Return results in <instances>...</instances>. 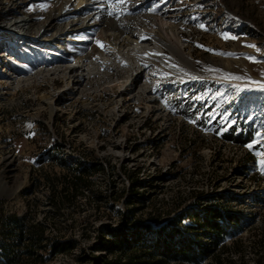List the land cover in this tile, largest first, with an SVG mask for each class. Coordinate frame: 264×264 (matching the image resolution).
<instances>
[{
    "label": "rangeland",
    "instance_id": "obj_1",
    "mask_svg": "<svg viewBox=\"0 0 264 264\" xmlns=\"http://www.w3.org/2000/svg\"><path fill=\"white\" fill-rule=\"evenodd\" d=\"M102 2L94 32L66 34L71 63L107 52L126 36L124 26L160 49L118 54L153 72L151 83L129 81L132 64L121 61L119 71L101 67L74 93L53 48L34 40L49 38L43 26L60 11L57 29L74 19L66 0H0V25L26 21L23 31L0 26V216L42 223L48 238L72 244L47 264H89L81 258L98 254L96 230L116 226L118 212L130 209L133 178L142 183L133 192L143 198L136 218L158 213L162 225L193 205H225L241 219L221 241V263L264 264V0ZM126 81L137 89L129 92ZM230 131L247 141L226 142ZM90 162L104 169L91 177L104 200L79 198L55 213L52 179ZM12 241L0 237L1 245Z\"/></svg>",
    "mask_w": 264,
    "mask_h": 264
},
{
    "label": "trees",
    "instance_id": "obj_2",
    "mask_svg": "<svg viewBox=\"0 0 264 264\" xmlns=\"http://www.w3.org/2000/svg\"><path fill=\"white\" fill-rule=\"evenodd\" d=\"M223 137L226 142L244 143L248 134L240 132L239 138H234L230 131ZM103 171L102 166L90 162L66 168L65 174L52 179L55 182L49 184V205L54 212L61 214L64 209L75 207L79 198L87 197V201L96 203L104 200L105 196L94 189L91 179ZM141 185L130 179L124 198L130 209L118 212L116 226H100L96 230L97 242L93 249L98 254L88 259L84 256L81 261L88 260L89 264H198L213 260V264H222L221 241L239 227L240 214L225 205L200 204L177 212L162 225L157 224L160 215L154 212L140 220L136 217L143 210V198L133 192ZM115 196L111 191L108 197ZM0 237L13 239L9 244H0L1 264H47L55 254L72 249L70 243L65 246L55 238H48L42 223L28 222L25 217L14 215L0 216Z\"/></svg>",
    "mask_w": 264,
    "mask_h": 264
},
{
    "label": "bare ground",
    "instance_id": "obj_3",
    "mask_svg": "<svg viewBox=\"0 0 264 264\" xmlns=\"http://www.w3.org/2000/svg\"><path fill=\"white\" fill-rule=\"evenodd\" d=\"M98 3H100L101 5H99ZM102 6H103L102 0H66V4L64 7L65 11L67 13L72 14L73 15L72 18L74 19L66 23L62 27L60 26V28L57 29L56 28L57 25H55L53 21H54V18H56L58 15L63 14L64 11H60L59 13L54 15L51 20H49L48 24L43 26L44 28L43 32L45 33L47 32L51 34L49 38L47 39L41 38L42 33H39V34H36L35 39H34L36 40L35 44L39 45V47H41L42 50L44 49L45 52L48 51L49 47L53 48V50L55 51V54L52 57V59H55V61L58 64L65 66L64 71L66 74L65 75L66 85L74 93L77 90L76 88L86 83V81L90 77L97 76L100 73L99 69H101V67L110 68V69L115 70L116 72L121 69L119 66L121 61L127 64L128 62L131 63V60H127L123 58L121 59V56L125 52H130L132 55H135L141 52L143 54L150 53V52L152 53L160 52V49L155 46L153 48H148V46H144V44H146L145 35L132 34L127 29V27L122 26L121 30L123 31L125 30L124 35L126 36L122 37L121 41L119 40L118 42L111 43L109 45L110 48H108L107 52L97 54L92 59H87V57H82L77 54V56L79 57V60L74 63H71L67 55L68 53L66 52V49L63 48L65 38L67 37L66 34L68 33V31L73 32L75 30L77 31V29L78 30L85 29L86 31L89 32L87 35H85L86 36L85 38H87V36H89L92 32H94V30L97 29L96 27H93V26H97V24H94L95 20L93 18L94 16L96 17L99 16L98 13H101L100 8ZM21 22L22 23L24 22V24L22 25ZM15 23H18L19 26L17 24L15 25L11 23H10L11 25L5 24V25H0V26L6 29H13V30L19 29V27H21L22 31L25 30L24 25L26 24V21H23L21 18H17L15 20ZM21 38H24V36H21ZM112 40L116 41L117 38H113ZM79 44L80 45L76 47L79 51L86 47V45L83 43H79ZM118 54H122V55H118ZM1 61H4V60L1 58ZM69 61H70V64L67 65ZM131 64H132L131 70L128 74L129 81H133V80L137 81L139 79L141 80L142 83H146V82L151 83L153 81L155 77V75H153V72L149 71V73L148 72L146 73L145 72L146 69L143 68L144 66L140 67L138 59L137 61L134 60V64L133 63ZM6 69L7 68H5V70ZM129 81H126V82H129ZM125 89L131 92L137 89V87L136 86L134 87V84H132L131 86L129 82V84L127 83L125 84ZM140 89H144V88H140ZM147 92L149 93L150 90L147 89Z\"/></svg>",
    "mask_w": 264,
    "mask_h": 264
},
{
    "label": "snow or ice",
    "instance_id": "obj_4",
    "mask_svg": "<svg viewBox=\"0 0 264 264\" xmlns=\"http://www.w3.org/2000/svg\"><path fill=\"white\" fill-rule=\"evenodd\" d=\"M254 47V46H253ZM262 90H264V85L261 86ZM262 164H264V162H262Z\"/></svg>",
    "mask_w": 264,
    "mask_h": 264
}]
</instances>
